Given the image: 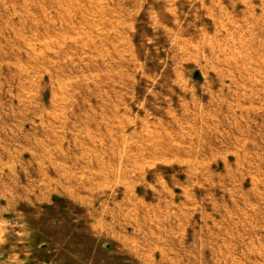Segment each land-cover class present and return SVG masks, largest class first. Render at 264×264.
<instances>
[{"label":"rangeland","instance_id":"obj_1","mask_svg":"<svg viewBox=\"0 0 264 264\" xmlns=\"http://www.w3.org/2000/svg\"><path fill=\"white\" fill-rule=\"evenodd\" d=\"M222 1L0 0L9 241L85 262L94 223L154 264H264V7Z\"/></svg>","mask_w":264,"mask_h":264},{"label":"crops","instance_id":"obj_2","mask_svg":"<svg viewBox=\"0 0 264 264\" xmlns=\"http://www.w3.org/2000/svg\"><path fill=\"white\" fill-rule=\"evenodd\" d=\"M233 5H244L247 10L256 7L257 0H232ZM263 4L264 0H258ZM219 8L224 11L226 9L225 4L222 0H199V10L207 16V13L211 11H219ZM211 10V11H210ZM92 220L94 214L91 215ZM105 229V224L101 225ZM87 228H91V233H86L85 238L87 239L88 246L86 247V261H71V264H154L153 256L154 253L150 248L140 249L134 246H114L108 248L104 244L103 247L96 246L98 241H104L109 238H116L118 241L120 238L128 240L135 238V233H99L100 229L94 223H88ZM79 234V233H78ZM25 237H22L24 241L23 245L9 241V233H4L0 228V264H61L55 259L54 254H47L46 251L40 250L38 247H34L35 243L30 242L31 233H23ZM80 235V234H79ZM79 235H76L77 237ZM129 242V241H128ZM46 245H42V247ZM46 254H45V253ZM95 255L106 256L108 259L111 255L123 256L120 259H114L110 262L105 260H98ZM105 259V257H103ZM63 264V263H62Z\"/></svg>","mask_w":264,"mask_h":264}]
</instances>
